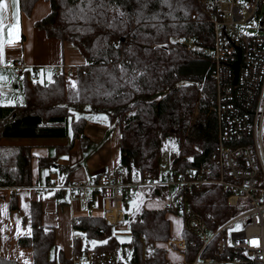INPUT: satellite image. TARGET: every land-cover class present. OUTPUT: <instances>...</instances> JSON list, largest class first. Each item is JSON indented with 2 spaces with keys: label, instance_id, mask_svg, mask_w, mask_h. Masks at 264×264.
I'll list each match as a JSON object with an SVG mask.
<instances>
[{
  "label": "trees",
  "instance_id": "16d2710c",
  "mask_svg": "<svg viewBox=\"0 0 264 264\" xmlns=\"http://www.w3.org/2000/svg\"><path fill=\"white\" fill-rule=\"evenodd\" d=\"M39 0H22V9L31 14ZM51 12L37 21L50 35L72 40L86 55L76 77L74 91L68 74L47 80L25 79L26 98L20 105H0V141L8 136L85 137V112L107 113L120 125V161L127 181L161 175L162 154L168 143L173 169L193 166L216 170L213 155L220 129L213 81L214 61L203 51L189 49L181 38L198 37L212 45L213 24L198 0H50ZM198 11L197 20L193 12ZM120 13L124 15L121 16ZM82 113L75 118V113ZM32 146L0 143V186H24L34 182ZM55 156L42 157L51 166ZM66 167L60 166V171ZM216 172V171H215ZM167 186H143L137 195L139 206L127 213L132 230L129 240L120 241L114 225L102 215H80L74 230V253L86 252L104 258L83 264H192L203 241L185 228L189 246L186 259L176 262L162 245L172 237L168 210L147 207L149 199L163 201ZM57 192H65L62 188ZM17 193L11 199L18 206ZM139 197V199H138ZM189 205L214 228L232 219L241 210L230 205L222 185L206 183L187 192ZM32 233L21 237L31 246L35 264H73L56 243V227L45 225L42 199L32 202ZM174 214L178 212L172 211ZM95 241V244L92 242ZM106 241V243H104ZM216 245V240L211 248ZM208 252V251H207ZM112 260H111V258ZM0 264H20L0 254ZM246 264H264L248 261Z\"/></svg>",
  "mask_w": 264,
  "mask_h": 264
},
{
  "label": "built area",
  "instance_id": "2783aa9c",
  "mask_svg": "<svg viewBox=\"0 0 264 264\" xmlns=\"http://www.w3.org/2000/svg\"><path fill=\"white\" fill-rule=\"evenodd\" d=\"M198 1L213 24L212 45L204 46L194 35L181 39L186 47L203 51L215 63L214 110L220 129L213 155L216 172L212 168L193 166L174 170L166 164L161 175H148L132 182L125 179L121 161L112 158L109 168L93 182L82 179L63 185L53 180L37 184L34 189L41 194H48L53 188L70 190L86 207L88 215L101 212L114 226H121L128 218L125 206L135 203L143 186H167L170 191L163 199V208L181 214L184 228L203 241L192 264H246L251 260L264 263V32L246 30L253 23L260 31L264 30V0ZM198 13L193 12V19L197 20ZM12 66L17 75L31 80L39 79L42 70L30 67L23 57L16 59ZM62 72L70 74L61 65L53 67L49 77ZM206 183L222 185L228 193L229 204L241 206L239 213L219 229L210 227L187 200V192ZM234 222L244 228L231 233L228 229ZM82 236L75 231V238ZM215 240L216 245L211 248ZM166 242L169 247L181 250L189 246L183 233ZM96 259L103 261L104 258L91 251L82 256L74 254L73 264L94 263Z\"/></svg>",
  "mask_w": 264,
  "mask_h": 264
},
{
  "label": "crops",
  "instance_id": "0c3cea01",
  "mask_svg": "<svg viewBox=\"0 0 264 264\" xmlns=\"http://www.w3.org/2000/svg\"><path fill=\"white\" fill-rule=\"evenodd\" d=\"M18 0V21L13 19V8L9 0V10L5 14L4 26L0 28V105H20L26 95L24 87L25 78L17 75L12 63L23 57L30 67H41L39 79L47 80L49 72L55 66H65L70 74H75L79 66L86 62V55L72 40H64L50 35L44 28L37 25V21L51 12L50 0H39L30 13L25 12ZM11 26V27H10ZM82 113L76 112L75 118ZM88 123L85 127V137L74 140L70 149H66L73 139L69 136H8L3 137L0 143L8 145L28 144L32 146V164L34 182L24 186H0V254L14 259L20 264H35L34 249L24 247L19 239L32 233V202L42 199L44 205V224L56 227V243L64 249L66 256H74V222L80 215H88L86 207L71 191L65 189L57 192L53 188L48 194L35 192L34 186L44 185L51 181H58L65 185L71 181L87 179L93 182L99 174L109 168L111 158L120 160L121 129L120 125L113 122L107 113L85 112ZM106 117V119H99ZM55 156L51 166L40 163V158ZM60 166L66 167L62 172ZM17 193L18 206H11V199ZM165 201L158 198L149 199L147 207L163 208ZM175 219L179 227L175 233L173 225L172 236L178 237L184 232V221L181 214L168 212ZM101 215V212H96ZM171 219V220H172ZM119 230H126L130 226L127 222L121 226H114ZM116 232V230H115ZM121 232H116V235ZM132 234V231H130ZM162 245L168 248V255L173 261L179 262L186 259V255L164 241ZM173 253V256L170 255ZM177 254V256H176ZM179 256V257H178Z\"/></svg>",
  "mask_w": 264,
  "mask_h": 264
},
{
  "label": "rangeland",
  "instance_id": "374dc122",
  "mask_svg": "<svg viewBox=\"0 0 264 264\" xmlns=\"http://www.w3.org/2000/svg\"><path fill=\"white\" fill-rule=\"evenodd\" d=\"M246 30L248 31H252V32H264V30H259L256 26H254V23L253 24H249L247 27H246ZM16 70V69H15ZM78 75V70H77V73L75 74V76L73 74H69L67 79L69 80V83L68 85L70 86L72 82H75V86H76V83H77V77ZM26 79V78H25ZM75 86H70L71 90L74 91V88ZM175 149H177V145L175 143H172V142H169L168 143V147L167 149L163 152L162 154V163H161V169H162V166L163 165H166L167 166H170L171 163H172V159H170V152L171 151H174ZM112 159V158H111ZM111 161V160H110ZM112 162V161H111ZM139 199V197H138ZM137 198L135 199V203H132L128 206V210L129 211H135V209L137 208V206H139V202H137ZM162 201V200H161ZM172 225H173V228H174V231L175 233H177V231L179 230V227L176 225V221L175 219H172ZM244 228V225H240L239 222H234L232 226L229 227L228 231L230 230V232L232 233L233 230H236V229H243ZM114 230H116V232H121L120 234H118V238L120 239V241H123V240H129L130 237H131V233L130 231H132L129 227L127 228V231L126 230H119L118 228L114 227ZM75 232V230H74ZM78 232V231H77ZM176 249V248H175ZM177 251H180L181 253H183L185 255V250H181V249H176ZM198 254V253H197ZM196 254V255H197ZM170 255L173 256V253H170ZM177 256V254H176ZM179 257V256H178Z\"/></svg>",
  "mask_w": 264,
  "mask_h": 264
},
{
  "label": "snow or ice",
  "instance_id": "6c2138e0",
  "mask_svg": "<svg viewBox=\"0 0 264 264\" xmlns=\"http://www.w3.org/2000/svg\"><path fill=\"white\" fill-rule=\"evenodd\" d=\"M91 2V0H89ZM11 7L13 8V19L18 21V0H11ZM9 10V0H0V28L4 26V20L6 18V13ZM123 16V13H120ZM11 27V26H10ZM41 74H43V70H41ZM50 75V74H49ZM70 86H75V82H72ZM99 119H106V117H100ZM95 244V241L92 242ZM106 243V241L104 242Z\"/></svg>",
  "mask_w": 264,
  "mask_h": 264
}]
</instances>
